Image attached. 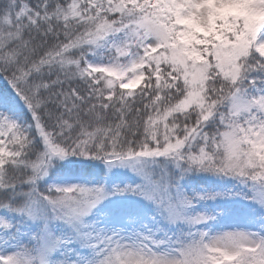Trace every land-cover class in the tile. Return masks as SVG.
Instances as JSON below:
<instances>
[{
    "label": "snow or ice",
    "instance_id": "6c2138e0",
    "mask_svg": "<svg viewBox=\"0 0 264 264\" xmlns=\"http://www.w3.org/2000/svg\"><path fill=\"white\" fill-rule=\"evenodd\" d=\"M0 264H264V0H0Z\"/></svg>",
    "mask_w": 264,
    "mask_h": 264
}]
</instances>
